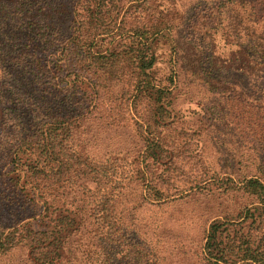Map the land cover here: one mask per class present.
I'll return each instance as SVG.
<instances>
[{
	"label": "trees",
	"instance_id": "trees-1",
	"mask_svg": "<svg viewBox=\"0 0 264 264\" xmlns=\"http://www.w3.org/2000/svg\"><path fill=\"white\" fill-rule=\"evenodd\" d=\"M160 8L156 0H0V258L24 249L26 264H153L147 246L124 237L116 199L134 185L142 202H165L188 182L190 190L215 186L251 201L210 223L202 262L264 264V163L257 159L239 182L232 171L221 179L201 158V129L184 132L182 146L174 142L177 55L168 84L155 74L166 47L176 52L171 29L185 13ZM189 23L209 47L217 29L236 39L240 53L224 62L210 47L214 70H264V0H209ZM243 25L258 28L245 47L236 33ZM105 37L125 42L107 49ZM126 116L144 143L135 160L126 152L98 162L74 155L76 128ZM203 118L211 119L207 108Z\"/></svg>",
	"mask_w": 264,
	"mask_h": 264
},
{
	"label": "rangeland",
	"instance_id": "rangeland-1",
	"mask_svg": "<svg viewBox=\"0 0 264 264\" xmlns=\"http://www.w3.org/2000/svg\"><path fill=\"white\" fill-rule=\"evenodd\" d=\"M208 1L156 0L161 8L175 11V15L185 13V21L179 25L173 22L171 33L176 52L171 46L166 47L164 62L158 64L155 78L169 83L173 67L171 59L176 54V69L181 73L173 94V107L178 118L172 128L181 138L174 142L182 146L188 139L182 138L184 132L201 129L198 135L200 155L209 168V176L232 171V179L239 182L253 172L257 159L264 163V70L259 71L253 65L213 69L211 46L189 28V21L204 12ZM257 29L252 25L240 26L236 30L238 44L245 47L250 40L245 35L256 34ZM124 42L105 37L100 45L112 49ZM212 43L211 48L220 62L240 53L236 39L228 37L221 29L216 30ZM193 71H196L194 76ZM211 79L229 85L230 89L208 88L203 81ZM206 108L211 119L203 118ZM136 112L138 115L141 109L138 107ZM136 130L128 116L125 123L112 125L91 119L72 132L73 153L98 162L126 152L128 160L133 161L144 149ZM190 149L196 147L193 145ZM182 170L188 174L189 166ZM222 176L220 174L221 179ZM176 188L181 193L174 195L171 190L169 195L174 196L160 203L142 202L140 189L134 185L124 188L116 199L122 211L117 213L124 223V237L131 243L147 246L153 264H204L201 249L210 223L225 216L235 217L251 201L241 192L224 193L215 186L190 190L187 182L177 184ZM0 264H26L25 250L17 249L0 258Z\"/></svg>",
	"mask_w": 264,
	"mask_h": 264
}]
</instances>
